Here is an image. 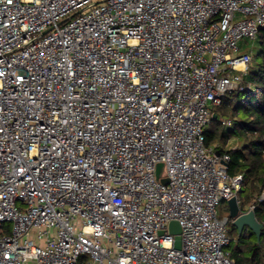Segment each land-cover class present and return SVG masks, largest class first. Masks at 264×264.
<instances>
[{
	"label": "built area",
	"instance_id": "1",
	"mask_svg": "<svg viewBox=\"0 0 264 264\" xmlns=\"http://www.w3.org/2000/svg\"><path fill=\"white\" fill-rule=\"evenodd\" d=\"M263 27L264 0H0V264H235L244 175L205 131Z\"/></svg>",
	"mask_w": 264,
	"mask_h": 264
},
{
	"label": "trees",
	"instance_id": "2",
	"mask_svg": "<svg viewBox=\"0 0 264 264\" xmlns=\"http://www.w3.org/2000/svg\"><path fill=\"white\" fill-rule=\"evenodd\" d=\"M258 50L237 90L226 93L220 106L215 107L206 128V145L215 146L219 153L230 156L229 173L244 175L238 194L240 209L246 211L250 201L260 200L264 193V28L257 40ZM232 121L225 128L221 121ZM230 139L236 144L225 150ZM256 219L263 225L261 237L249 229L242 233L230 224L231 243L228 248L235 264H264V199L255 208Z\"/></svg>",
	"mask_w": 264,
	"mask_h": 264
},
{
	"label": "water",
	"instance_id": "3",
	"mask_svg": "<svg viewBox=\"0 0 264 264\" xmlns=\"http://www.w3.org/2000/svg\"><path fill=\"white\" fill-rule=\"evenodd\" d=\"M264 28V27H263ZM212 118H216V114H213ZM219 155V152L216 153ZM161 165L158 168V172H160ZM229 205V216L233 219L232 224L235 228L238 229L240 233L246 228H249L258 238L261 237V231L263 225L256 219L255 211L250 210L246 213L240 214V206L238 205L237 197H233L228 201ZM170 231L176 234L175 248L179 249L181 247V227L178 222L173 221L170 223Z\"/></svg>",
	"mask_w": 264,
	"mask_h": 264
},
{
	"label": "rangeland",
	"instance_id": "4",
	"mask_svg": "<svg viewBox=\"0 0 264 264\" xmlns=\"http://www.w3.org/2000/svg\"><path fill=\"white\" fill-rule=\"evenodd\" d=\"M241 49H243L244 47L247 48L248 50H252L253 53H256L258 50V43L257 41H246V40H242L239 43ZM236 142L234 139H230L228 141V143L224 146L225 150H229L231 148H233L235 146ZM254 201V200H253ZM252 201H250L249 203H251ZM218 213L219 216H225V215H230L229 213V205L228 202H223L221 204V206L218 208ZM232 226H234L232 224ZM249 229V228H246ZM250 230V229H249Z\"/></svg>",
	"mask_w": 264,
	"mask_h": 264
},
{
	"label": "crops",
	"instance_id": "5",
	"mask_svg": "<svg viewBox=\"0 0 264 264\" xmlns=\"http://www.w3.org/2000/svg\"><path fill=\"white\" fill-rule=\"evenodd\" d=\"M252 54H253V52H252Z\"/></svg>",
	"mask_w": 264,
	"mask_h": 264
}]
</instances>
